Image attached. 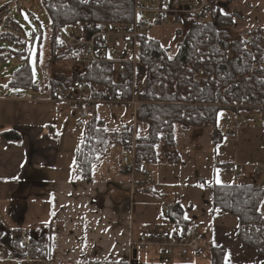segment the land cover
<instances>
[{
	"label": "trees",
	"instance_id": "trees-1",
	"mask_svg": "<svg viewBox=\"0 0 264 264\" xmlns=\"http://www.w3.org/2000/svg\"><path fill=\"white\" fill-rule=\"evenodd\" d=\"M42 5L50 20L48 24L55 29L53 33L40 29L39 35L33 34L31 45L27 40L24 52L17 55L25 64L6 82L3 92L37 94L44 89L53 96L57 87L68 89L74 82H80L90 86L92 99L121 94L122 101H131L130 67L127 77L114 80L116 67L113 64L70 65L69 59H79L59 42L55 31L60 24L71 29L77 26L80 30L90 24H128L132 21V0H42ZM218 12L217 26L214 22L191 24L173 50L151 38V32L139 38L136 59L145 69L146 91L137 96L136 127L108 131L104 122L97 118L87 123L82 142L74 154L77 177L90 182L94 167L114 146L122 151L130 149L131 144L126 140L130 135L135 138L139 160L149 156L155 162L157 150L161 149L166 159L176 162L173 155H176L177 127L200 129L212 126L213 137L218 139L220 114L223 127L242 109L257 114V109L264 108V22L258 27L238 30L236 14L229 10ZM178 32L177 36L181 31ZM37 38V62L41 63L44 40L49 45V57L43 65L51 72L44 84L35 81L30 64L29 54ZM155 87L160 89L158 94L153 92ZM242 104L247 108H241ZM138 123L146 127V135H138ZM1 138L9 142L21 140L14 131L2 134ZM209 193L211 214L219 211L234 217L238 221L236 241L264 258V229L262 233L246 230L252 222L264 228V186L255 183L213 184ZM164 220L173 229L191 225L179 205L172 206ZM14 238L0 228V244L12 247ZM225 254L222 247L212 248V264H229Z\"/></svg>",
	"mask_w": 264,
	"mask_h": 264
},
{
	"label": "crops",
	"instance_id": "crops-1",
	"mask_svg": "<svg viewBox=\"0 0 264 264\" xmlns=\"http://www.w3.org/2000/svg\"><path fill=\"white\" fill-rule=\"evenodd\" d=\"M18 93L22 92L9 91L8 94L3 92L0 96V107L3 108V111H0V228L4 233L13 236L24 230L33 239L47 243L49 261L15 260L1 261L0 263L94 264L95 262H126L129 259L131 241L138 239L144 232L159 224L165 225L170 230V226L161 223L160 206H157L158 220L144 226V214L141 207L146 203L145 197L146 195H155L158 201L159 194L155 192L153 184L150 188L144 187V190H140V187L134 189L133 183L136 185L140 183L141 176L137 173L132 179L129 174L121 170L122 150L112 151L118 153L117 166L106 157L105 161L97 163L98 165L94 167L92 180L84 182L76 176L73 164L75 151L80 146L83 137L78 141L74 140V142L59 137L61 127L57 120L52 121L48 116L51 113L50 108L42 106L52 104L45 102L46 98L39 97L41 94L49 95L46 90L42 89L37 94ZM90 94L91 92L87 91L82 95L73 94V96L74 98L82 96L84 99H88L91 98ZM24 109L29 111V116L27 112H24ZM54 109L58 114L68 115L72 118L71 121L76 118L67 105L60 109ZM94 111L96 118V108ZM240 112L246 117L247 125L240 131L237 143L234 144L233 141L226 140L229 145H235L236 150L240 149V137L252 133L248 129L252 121L260 122L264 128L260 118V121L251 120L250 122L249 113L243 109ZM51 115L53 114L51 113ZM122 128L116 130L119 131ZM12 131L20 135V141L9 142L1 138L2 134ZM254 144L255 141L247 137L245 148L253 146L250 149L249 161L244 160L245 157L240 158V151H235L236 156L233 159L234 162L232 161V166L237 164L238 173H233V175L227 173L230 175L228 179L232 181L229 184L236 183V176L241 178L242 175L245 179L250 180L249 184L257 182V180H253L252 166L256 163L264 164V144L259 143L255 147ZM175 156L176 162H172L177 163V152ZM129 192L134 197L137 194L140 195L137 203L126 199ZM170 198H176V196L170 195ZM138 205L141 206L139 209ZM215 214L220 217L221 226L233 221L235 223L233 228L237 231L238 221L234 217L219 211H216L213 216ZM186 220L189 221V219ZM136 223L140 227L135 232ZM207 230H210L211 233L207 239L205 250L212 236V229ZM235 236L236 232L234 235L236 241ZM236 243L238 242L236 241ZM238 245L242 248L239 251L247 254L246 260L234 261L230 255L226 254L229 264H264V258L260 257L256 251L250 250L240 243ZM133 254L132 262L135 258L137 261L141 260L135 264H160L162 261L170 263L172 259L193 264L199 259L181 257L177 254L170 258L171 261H168V259L164 260L165 258L161 257L154 249Z\"/></svg>",
	"mask_w": 264,
	"mask_h": 264
},
{
	"label": "rangeland",
	"instance_id": "rangeland-1",
	"mask_svg": "<svg viewBox=\"0 0 264 264\" xmlns=\"http://www.w3.org/2000/svg\"><path fill=\"white\" fill-rule=\"evenodd\" d=\"M229 1V0H228ZM229 12L236 14L235 23L238 26V30L253 28L261 26L264 22V0H230ZM229 1V2H230ZM9 7L12 12L14 21L22 28V30L27 34L29 44L31 45L32 36L34 33L39 35L40 25L44 26V31L47 33H53L54 29L48 30V26L51 27L49 17L42 5V0H3L0 4V19L4 17V8ZM19 7V9L17 8ZM27 16V19L25 18ZM190 24L185 27H178L175 25H165L159 26L153 29L149 34L151 38H154L161 42L165 48H170L173 50L176 44L185 36L189 30ZM182 28V29H180ZM181 31L180 35L177 36ZM34 47H32L30 56V64L33 67L34 78L38 84H42L46 81L47 75L51 72L50 68L48 69L43 62H45L49 57V45L46 40L43 42L41 49V63L37 62V42ZM7 47L14 55H20L24 52L23 49H15L14 46H11L9 43H1L0 49ZM70 65L83 66L84 63L77 59H69ZM24 62H20L17 59L6 63L4 66L0 65V91L3 93V87L6 85V80L4 75L8 73L10 76L14 75L21 67L24 66ZM7 69L5 72L4 69ZM55 70V69H54ZM60 70V69H59ZM144 67L139 66L135 74V81L132 82L134 86L145 85V76H144ZM9 93V91H8ZM23 93V91H22ZM18 93V94H22ZM46 95V94H45ZM45 95H39L40 98H45ZM46 100V99H44ZM47 102V101H45ZM46 108H50L51 113L48 114L52 121L57 120L59 127V137L70 140L78 141L83 134L85 133V128H79L76 125V120H72L68 115L58 114L54 109L53 105H42ZM96 108V118L99 121L104 122L105 127L110 130L120 129L126 126H136L134 119V107L128 104H97ZM0 111H3L2 106ZM24 112H27L29 116V111L24 109ZM256 112L249 114L250 122L251 120H259L258 115H255ZM71 114V113H70ZM36 120V118H35ZM36 123V122H34ZM249 124V123H248ZM218 128H221V114L219 117ZM252 133L248 134L245 137H240V158L248 160L250 158L251 148L246 146L245 143L247 137L255 141L254 147L261 143L264 144V128L260 122L252 121L249 124L248 128ZM16 130V129H15ZM253 130V131H252ZM147 129L144 125L138 123V135H146ZM217 138V137H216ZM213 137V127L207 126L200 129H182L177 127L176 129V152H177V163L170 161L164 157V153L161 149L157 150V159L151 165V172L153 173L154 178V189L158 193L159 200L155 195H146L145 205L141 207V211L144 214L143 223L144 226L148 224L155 223L159 217V210L157 206H161L166 203L170 207L174 206L175 203L183 210V215L185 219H189L190 224L196 229L197 232L201 233L207 229H212V236L206 247V251L201 258L197 259L193 264H212L210 252L214 247H222L226 254L230 255L234 261L246 260L247 254L240 252L242 248L236 243L234 235L236 230L233 228L235 223L227 222L225 226H221L220 217L216 214L213 216L211 214V201L209 187L213 184L218 185H227L232 181L229 174L233 175V169L225 173L224 164L226 166H231L234 157L236 156L235 145H229L226 140L221 139L218 136V139ZM63 139V140H64ZM64 143V141H63ZM234 143V142H233ZM235 144V143H234ZM225 146V147H224ZM132 145L130 146L131 150ZM117 152L122 149L114 146L108 155L103 156L102 159L98 162L101 163L105 161V158L108 157L114 165L118 164V153L112 152L113 150ZM176 156L173 155V160ZM251 161V160H250ZM234 162V161H233ZM254 163V162H250ZM96 164V165H98ZM260 163L253 164L258 165ZM127 174V173H126ZM229 176V177H228ZM135 177V176H134ZM217 178L219 183H217ZM138 181V180H137ZM141 182V180H139ZM138 181V182H139ZM250 180L245 179L244 176L240 178L236 176V183L243 185L249 184ZM139 184V183H138ZM258 186H264V176L259 178L255 183ZM151 185L146 186L150 188ZM134 189L137 185L133 183ZM132 187V190H133ZM172 193L176 194V198H170ZM126 199H129L130 202L137 203L140 195L137 194L135 197L131 195ZM137 209V204H136ZM262 210H264V202L262 204ZM162 214V213H161ZM138 216V214H137ZM161 223H166L162 219ZM140 226L135 224V232L138 231ZM43 242V241H42ZM153 250V248H151ZM155 250V249H154ZM135 253V252H133ZM129 253V257L133 260L134 254ZM225 254V256H226ZM45 260H49V254H45ZM227 259V258H226ZM167 260V259H164ZM168 261H171L168 259ZM141 262V260H135L132 264ZM0 264H14V263H0ZM25 264V263H19ZM160 264H192V263H183L172 259L170 263L162 261Z\"/></svg>",
	"mask_w": 264,
	"mask_h": 264
},
{
	"label": "built area",
	"instance_id": "built-area-1",
	"mask_svg": "<svg viewBox=\"0 0 264 264\" xmlns=\"http://www.w3.org/2000/svg\"><path fill=\"white\" fill-rule=\"evenodd\" d=\"M2 0H0V3ZM133 14L132 21L125 25L117 24H90L84 30L68 28L60 24L56 29V36L60 43L65 44L78 59L86 64H113L116 67L114 78H125L130 67L132 82L135 81V74L139 65L137 64V44L141 36L152 32L154 28L165 25L184 27L188 24H209L216 22L219 17L218 10L223 11V0H132ZM44 27V26H43ZM51 30V29H50ZM27 34L14 22L12 12L5 10L4 17L0 19V44L9 43L15 49H22ZM15 59V55L7 47L0 49V65ZM5 72L7 69H4ZM10 75L4 77L10 79ZM89 85L74 82L68 89L57 87L54 95L48 97V102L55 108L60 109L67 105L76 117V125L84 127L85 124L95 118L94 106L96 101L85 100L82 97L74 98L73 94H83L89 90ZM146 85L133 86V96L129 102L134 108L139 104L136 101V94H143ZM155 94L160 92L158 87L153 89ZM107 104H121L122 95L107 94L101 100ZM241 108H247L244 104ZM256 112V111H255ZM257 114L264 126V108L257 109ZM247 125V119L241 112H237L229 118L221 128L219 135L222 139L237 143L240 131ZM132 145L131 150L123 151L121 155V170L127 171L130 176L139 174L142 178L140 188L151 184L154 181L150 170L151 159L149 156L138 159L135 149V138H126ZM237 164L224 166V171L233 169L238 173ZM253 178L258 179L264 175V164L252 166ZM175 197V193L171 194ZM169 206L162 204L160 209L163 217L168 216ZM264 215V213H263ZM263 227L253 222L247 227L249 233H262ZM210 230L197 232L193 226L180 227L170 230L165 225L159 224L147 232H144L138 239L131 241L129 253L145 252L151 248L158 251L161 257L170 259L175 255L181 257L200 258L205 252L207 239L210 237ZM14 245L7 247L0 245V261H31L48 262L45 254H49L47 243L33 239L26 231H20L14 238ZM120 264V263H116ZM122 264H132L129 259Z\"/></svg>",
	"mask_w": 264,
	"mask_h": 264
},
{
	"label": "water",
	"instance_id": "water-1",
	"mask_svg": "<svg viewBox=\"0 0 264 264\" xmlns=\"http://www.w3.org/2000/svg\"><path fill=\"white\" fill-rule=\"evenodd\" d=\"M230 3H231V1H230L228 4H226L225 8H227V6H228ZM215 25L217 26V23H216V22H215ZM2 94H3V93H1V91H0V96H2Z\"/></svg>",
	"mask_w": 264,
	"mask_h": 264
},
{
	"label": "snow or ice",
	"instance_id": "snow-or-ice-1",
	"mask_svg": "<svg viewBox=\"0 0 264 264\" xmlns=\"http://www.w3.org/2000/svg\"><path fill=\"white\" fill-rule=\"evenodd\" d=\"M26 19H27V16L25 17ZM170 59H171V57H169ZM4 87H7V85H4ZM220 181H219V179L217 178V183H219ZM185 218H187V217H185Z\"/></svg>",
	"mask_w": 264,
	"mask_h": 264
}]
</instances>
